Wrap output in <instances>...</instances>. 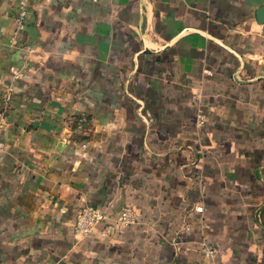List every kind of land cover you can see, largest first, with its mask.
Listing matches in <instances>:
<instances>
[{
    "label": "crops",
    "instance_id": "obj_1",
    "mask_svg": "<svg viewBox=\"0 0 264 264\" xmlns=\"http://www.w3.org/2000/svg\"><path fill=\"white\" fill-rule=\"evenodd\" d=\"M262 9L0 0V264H264Z\"/></svg>",
    "mask_w": 264,
    "mask_h": 264
},
{
    "label": "built area",
    "instance_id": "obj_2",
    "mask_svg": "<svg viewBox=\"0 0 264 264\" xmlns=\"http://www.w3.org/2000/svg\"><path fill=\"white\" fill-rule=\"evenodd\" d=\"M24 13L22 12L18 17V26L22 28L24 26L23 23ZM24 67L17 68L12 67L11 72L13 76V81L6 88L4 93L5 100L8 103H12L13 101V93L15 87V80L23 77L24 75ZM199 123L202 124L204 122V115L202 113L198 114ZM105 215L103 212L92 205H87L79 209L78 218L76 224V234L78 235H91L96 234V230H98L99 237L105 236L110 232H118L119 229L125 228L131 224H134L138 220V216L136 212L130 208L125 207L119 214L117 218L114 219L112 224H108L104 229L99 230L98 226L101 224ZM201 252L205 259L206 264H223L222 258L220 256L219 250L209 244V242L205 239H201Z\"/></svg>",
    "mask_w": 264,
    "mask_h": 264
},
{
    "label": "water",
    "instance_id": "obj_3",
    "mask_svg": "<svg viewBox=\"0 0 264 264\" xmlns=\"http://www.w3.org/2000/svg\"><path fill=\"white\" fill-rule=\"evenodd\" d=\"M263 16H264V9H262V10H260V11L258 12V17H259V19H262Z\"/></svg>",
    "mask_w": 264,
    "mask_h": 264
}]
</instances>
